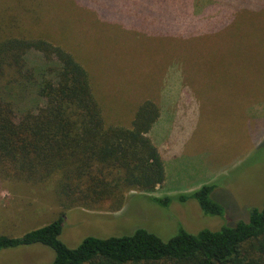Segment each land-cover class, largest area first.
<instances>
[{
    "label": "rangeland",
    "instance_id": "1",
    "mask_svg": "<svg viewBox=\"0 0 264 264\" xmlns=\"http://www.w3.org/2000/svg\"><path fill=\"white\" fill-rule=\"evenodd\" d=\"M37 1L33 9L23 0L15 7L32 12L31 25L26 23L33 32L84 60L108 124L130 128L141 103L162 101L161 118L148 133L153 144L158 132L168 149L182 148L189 132L193 140L184 157L168 159V174L154 192L125 191L121 204L72 199L54 176L19 178L1 168L0 235L21 237L62 219L61 239L71 248L89 236L138 229L168 240L181 228L196 234L248 220L251 208L263 206L264 135L251 149L246 129L263 131L264 0H240V7L229 0ZM222 169L225 173L215 176ZM202 176V186L215 178L213 197L227 210L224 218L206 215L196 199H179L197 190ZM154 196H169V205ZM55 256L51 248L34 244L0 250V264H50Z\"/></svg>",
    "mask_w": 264,
    "mask_h": 264
},
{
    "label": "trees",
    "instance_id": "2",
    "mask_svg": "<svg viewBox=\"0 0 264 264\" xmlns=\"http://www.w3.org/2000/svg\"><path fill=\"white\" fill-rule=\"evenodd\" d=\"M15 1L6 0L0 9V169L34 180L54 176L77 200L121 204L125 191L154 192L166 178L161 154L148 137L160 119L158 103H141L130 128L108 124L84 60L60 42L35 34L28 20L32 12L16 8ZM23 1L31 9L38 3ZM215 189L216 183L206 184L179 199H196L206 215L223 217L227 210L214 199ZM152 199L164 206L171 200ZM62 231L63 221L57 219L21 237L0 235V250L42 244L56 253L50 264H264V203L250 209L248 220L196 234L181 228L168 240L138 229L129 235L89 236L71 248L62 241Z\"/></svg>",
    "mask_w": 264,
    "mask_h": 264
},
{
    "label": "crops",
    "instance_id": "3",
    "mask_svg": "<svg viewBox=\"0 0 264 264\" xmlns=\"http://www.w3.org/2000/svg\"><path fill=\"white\" fill-rule=\"evenodd\" d=\"M159 106L162 107V102H161V104ZM251 115L254 116V113H251ZM160 118H161V113H160ZM192 119H193L192 116H188V122H189L188 125L189 126L192 125V122H193ZM258 126H257V128H258ZM246 130H247V136L249 137L250 140L253 141L252 146H250L251 149H253V147L255 146V144L257 145L259 143V141L261 140V135H264V122H263V127H262V130L263 131L262 132H261V130H259V132L256 133V131H254V133H253V128L251 126H249ZM161 139L162 138H161V136L159 135V132H158L156 134V144H157L156 146H158L157 148H159V151H161L160 153L162 154V157L164 159L165 174L167 175L168 174V169L166 167V164L168 162V159L169 160H173L172 162H174V161H176V158L177 157H181L183 155V153L185 152V150H186V144L188 143V145H190V146L192 145L193 134L189 132L187 138H185V137L183 138V141H185L186 144L183 143L182 148L179 147V149L177 147V144L174 145V148L172 147L171 149H168L169 148V145L161 142L160 141ZM184 156L185 155H183L182 157H184ZM191 168H195L196 169L197 168V165L196 164H193V166ZM225 171H226V169L225 170L224 169L219 170L218 171L219 174H215V176H219L220 174H224ZM203 173H204L205 176L206 175H209L210 176V172H208L205 168L203 169ZM196 175H199L198 172H196ZM167 179H168V176H167ZM214 179L215 178H211V179H209V181H205V183L206 184H211L212 182L210 180H214ZM203 180H204V176L199 177V184L200 185L196 187L197 189H199L202 186V184H203L202 182H204ZM214 182H216V181H214Z\"/></svg>",
    "mask_w": 264,
    "mask_h": 264
}]
</instances>
